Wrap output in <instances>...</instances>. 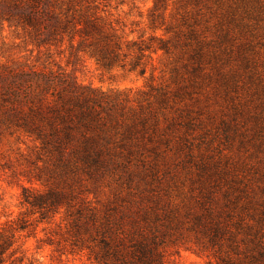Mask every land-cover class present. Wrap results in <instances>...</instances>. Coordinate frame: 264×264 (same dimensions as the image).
I'll use <instances>...</instances> for the list:
<instances>
[{"label": "rangeland", "instance_id": "374dc122", "mask_svg": "<svg viewBox=\"0 0 264 264\" xmlns=\"http://www.w3.org/2000/svg\"><path fill=\"white\" fill-rule=\"evenodd\" d=\"M103 5L125 50L153 46L146 74L105 69L89 55L69 60L67 45L62 55L51 49L53 60L83 86L148 94L146 133L132 156L93 177L66 174L24 136L0 138V230L16 240L8 263L91 264L73 250L66 208L41 220L22 203L24 187H57L101 218L163 234L169 264H264V0ZM161 40L167 47L155 50ZM48 53L21 30L0 28V67L42 66ZM25 216L30 226L17 230Z\"/></svg>", "mask_w": 264, "mask_h": 264}, {"label": "trees", "instance_id": "16d2710c", "mask_svg": "<svg viewBox=\"0 0 264 264\" xmlns=\"http://www.w3.org/2000/svg\"><path fill=\"white\" fill-rule=\"evenodd\" d=\"M5 25L27 34L39 52L47 48L49 53L42 66L0 67V138L26 137L58 169L75 176L99 175L119 165L125 152L132 156L149 122V107L143 104L148 94H138L141 100L131 93L83 86L53 60L51 49L62 55L67 45L69 60L89 55L102 68L129 66L145 75L142 61L153 46L134 42L125 50L103 0H0V28ZM166 47L161 40L155 50ZM22 203L41 220L66 208L73 250L86 253L91 264H169L163 234L128 228L112 214L101 218L74 190L52 187L40 193L24 187ZM29 226L25 216L17 230ZM15 243L13 232L0 230V264H9Z\"/></svg>", "mask_w": 264, "mask_h": 264}]
</instances>
